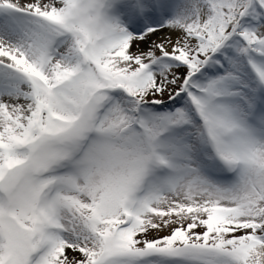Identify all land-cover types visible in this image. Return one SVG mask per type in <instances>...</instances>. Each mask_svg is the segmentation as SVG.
<instances>
[{
	"label": "snow or ice",
	"instance_id": "6c2138e0",
	"mask_svg": "<svg viewBox=\"0 0 264 264\" xmlns=\"http://www.w3.org/2000/svg\"><path fill=\"white\" fill-rule=\"evenodd\" d=\"M0 264H264V0H0Z\"/></svg>",
	"mask_w": 264,
	"mask_h": 264
}]
</instances>
